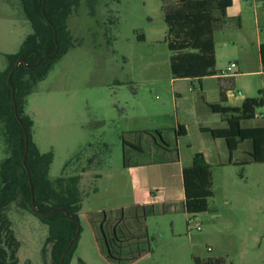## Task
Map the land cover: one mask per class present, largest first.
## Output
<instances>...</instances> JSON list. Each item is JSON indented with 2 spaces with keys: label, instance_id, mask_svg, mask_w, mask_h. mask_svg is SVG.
Masks as SVG:
<instances>
[{
  "label": "rangeland",
  "instance_id": "374dc122",
  "mask_svg": "<svg viewBox=\"0 0 264 264\" xmlns=\"http://www.w3.org/2000/svg\"><path fill=\"white\" fill-rule=\"evenodd\" d=\"M161 7L162 0H80L67 21L74 47L27 98L33 141L40 153L53 154L49 179L81 175L80 232L71 264L79 260L84 264H195V259L203 264L209 259L264 264V163H250L245 144L237 153V164L212 169L208 210L196 215L200 230L188 229L192 217L178 201L170 205L171 211H163L167 198L152 208L133 205L134 177L124 160L132 165L157 159L159 153L147 152L151 140L147 133L161 127L158 131L170 136L176 117L183 116L176 109V93L182 97L178 109L187 111L192 105L188 83L172 80ZM30 32L19 1L0 0V70L4 55L16 53ZM215 34L220 53V31ZM139 35L143 41L137 39ZM225 56L226 52L221 56L223 69L229 61ZM254 64L251 71H257L256 57ZM235 80L224 79L223 85L264 101V75ZM255 113L262 117L242 124L264 125V106ZM124 141L139 151L124 146ZM3 157L0 139V161ZM163 168L155 169V177L165 186L168 176ZM167 187L177 197L179 186L172 181ZM10 218L20 242L17 264H44L47 227L14 205ZM114 228L119 237L123 232L130 238L119 255L113 250L114 257L122 258L119 262L108 260L106 244L100 247L95 240L104 232L112 238Z\"/></svg>",
  "mask_w": 264,
  "mask_h": 264
},
{
  "label": "trees",
  "instance_id": "16d2710c",
  "mask_svg": "<svg viewBox=\"0 0 264 264\" xmlns=\"http://www.w3.org/2000/svg\"><path fill=\"white\" fill-rule=\"evenodd\" d=\"M18 1L31 32L26 35L16 53L4 55L5 65L0 70V139L4 155L0 161V264L18 263L20 242L14 235L10 218L13 205L21 213L34 215L47 227L44 264H71L80 232L78 217L82 206L79 189L81 175L61 176L53 182L49 179L53 154L40 153L33 141L34 123L26 113V106L28 96L34 92L38 83L74 47L67 21L80 5V0ZM230 6L231 0H177L173 5H166L165 0H162L161 10L166 25L164 43L171 52L169 68L172 79L200 81L218 74L214 34L222 31L229 23L226 10ZM137 39L143 41L144 37L139 35ZM260 57L264 70V45L261 46ZM225 90L224 86L220 87L218 104L205 105L209 112L221 115L226 128L200 130L224 139L230 153L236 151L241 143L249 142L250 163H264V125L241 127V122L254 119L256 109L264 106L263 99L245 98L239 107H228L225 105ZM201 100L204 102L202 96ZM147 134L151 136L154 145L163 149V154L169 157L168 160H157L158 163L174 162L176 157H171L176 156V150L171 149L163 140L162 132L156 130L154 134ZM175 134L183 137L186 132L179 126ZM123 145L139 151L133 144L124 141ZM92 163L93 159H89L88 165ZM131 166L124 160L125 168ZM86 170L83 168L81 173ZM182 182L183 212L188 216L205 213L208 210V199L213 195L212 173L201 153L194 154L191 165L183 168ZM134 207L146 209L155 206ZM165 210L167 208L163 207ZM111 233L112 238L109 237L111 234L107 236L104 232L96 235L95 240L100 247L102 243L106 244L108 253L105 257L108 260L119 262L122 258L114 257L113 250L119 255L130 238L123 232L119 237L116 228ZM194 261L195 264H203L199 259ZM79 264L84 263L79 260ZM204 264L222 263L218 259H209Z\"/></svg>",
  "mask_w": 264,
  "mask_h": 264
},
{
  "label": "crops",
  "instance_id": "0c3cea01",
  "mask_svg": "<svg viewBox=\"0 0 264 264\" xmlns=\"http://www.w3.org/2000/svg\"><path fill=\"white\" fill-rule=\"evenodd\" d=\"M226 16L229 23L220 31V48L222 53L218 51L217 38L216 34H214L216 71L218 74L205 77L200 81L172 79L174 84L179 81L188 83L190 87H188L187 92L192 100L190 109L181 111V109H178V103L182 97L180 93H176V109L183 116L180 119L178 116L176 117L173 131L169 137L165 136L164 132H162L165 142L171 149L176 150V156L171 157H176V159H174V162L158 163L157 160H168L169 157L163 154V149L159 147H157L159 150L155 149L153 141L150 140L147 152L150 154L155 153L156 155L159 153L160 155L163 154V156L160 157V155H157V159H146L139 163H133L130 167L129 172L134 177L132 187L134 196L133 205L138 207L155 206L167 198L164 202L168 206L166 207L168 211H171L170 205L174 201L180 202L183 209L184 191L182 170L191 165L194 154L201 153L212 171L213 168H225L237 164L239 161L237 153L241 145H246L245 153L251 150V144L249 142H243L238 146L236 151L230 153L224 139L215 138L210 133H205L200 130V128L211 130L226 128V123L221 115L209 112L205 105V103L218 104L220 102V87L224 86L220 80L227 79L220 76V72L225 65H220L221 56L225 52L226 56L224 60L229 59L227 63L236 62L237 64L235 74L231 78H228L233 79L234 83L237 81L235 80L237 78L257 76V74L264 75L260 57V49L264 45V0H231V6L226 10ZM255 57L257 60L255 68L257 71H251V68L255 66ZM251 58H253V64H251ZM260 84L263 85V81ZM195 88L196 91L194 90ZM224 89H226L225 86ZM260 92L258 91V93ZM201 96L204 102L201 100ZM249 96L242 95L241 97L226 98L225 105L228 107H239L244 99ZM255 117H257L256 113ZM255 117L253 120H258L262 116ZM256 123L258 124L244 126L241 122V127L253 128L263 126L261 122ZM179 126L185 129L186 134L183 137H177L175 134ZM154 128L155 130H161V127ZM157 167H164L162 171L166 172L168 176L167 184L173 181V183L179 186L180 189L178 190L177 197L169 193L167 184L163 186L164 183H159L155 177L157 173L155 169Z\"/></svg>",
  "mask_w": 264,
  "mask_h": 264
},
{
  "label": "built area",
  "instance_id": "2783aa9c",
  "mask_svg": "<svg viewBox=\"0 0 264 264\" xmlns=\"http://www.w3.org/2000/svg\"><path fill=\"white\" fill-rule=\"evenodd\" d=\"M237 69V64L236 62H230L228 63L225 68L220 72V76H222L223 78H231ZM241 97L242 94L239 91H235L233 89H226L225 90V97L226 98H234V97ZM191 219H188V229L191 230H200V223L198 221H196V217L195 216H191Z\"/></svg>",
  "mask_w": 264,
  "mask_h": 264
},
{
  "label": "water",
  "instance_id": "95a60500",
  "mask_svg": "<svg viewBox=\"0 0 264 264\" xmlns=\"http://www.w3.org/2000/svg\"><path fill=\"white\" fill-rule=\"evenodd\" d=\"M15 114L17 115V112H16V109H15ZM26 146L28 145V136L26 135ZM26 153H27V149H26ZM78 227H79V224H78ZM74 242V240L70 243V245L68 246V248H67V252L69 251V249H70V247H71V245H72V243Z\"/></svg>",
  "mask_w": 264,
  "mask_h": 264
}]
</instances>
